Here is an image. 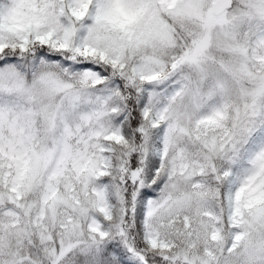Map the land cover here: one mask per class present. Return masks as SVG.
Returning a JSON list of instances; mask_svg holds the SVG:
<instances>
[{"label": "snow or ice", "instance_id": "6c2138e0", "mask_svg": "<svg viewBox=\"0 0 264 264\" xmlns=\"http://www.w3.org/2000/svg\"><path fill=\"white\" fill-rule=\"evenodd\" d=\"M0 264H264V0H0Z\"/></svg>", "mask_w": 264, "mask_h": 264}]
</instances>
